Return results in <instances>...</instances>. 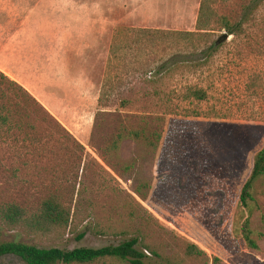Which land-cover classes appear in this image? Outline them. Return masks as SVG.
<instances>
[{
  "label": "rangeland",
  "instance_id": "1",
  "mask_svg": "<svg viewBox=\"0 0 264 264\" xmlns=\"http://www.w3.org/2000/svg\"><path fill=\"white\" fill-rule=\"evenodd\" d=\"M200 3L0 0V71L46 111L34 109L45 123L32 143L25 125L0 127V204L34 212L56 195L69 210L62 228L0 220V242L73 249L135 238L146 264H264V176L239 207L264 146V0H209L202 27ZM194 87L206 97H186ZM140 117L161 133L156 149L125 137L117 156L107 152L120 125ZM245 219L256 249L239 232ZM189 243L204 254L188 255ZM0 264L25 263L6 255Z\"/></svg>",
  "mask_w": 264,
  "mask_h": 264
},
{
  "label": "trees",
  "instance_id": "2",
  "mask_svg": "<svg viewBox=\"0 0 264 264\" xmlns=\"http://www.w3.org/2000/svg\"><path fill=\"white\" fill-rule=\"evenodd\" d=\"M209 0H201L200 3V17L197 20L199 27L201 22L207 23L205 18V11L209 10L207 2ZM228 34L235 33V26L232 24L224 23ZM200 31L203 29H199ZM175 34L191 35L194 32L189 31H174ZM216 43L210 46V50L214 51L219 48ZM203 63L201 61L194 62L190 68H197ZM171 70V67L167 70ZM2 85L11 86L6 88ZM24 97H21L19 95ZM8 94H13L15 102L11 105L5 102L4 99ZM193 96L197 100H202L206 97V92L200 87H194L187 94L186 97ZM24 98V99H23ZM21 103L26 108L30 109V121L23 123L17 119V109ZM34 109H40L46 112L42 105L21 85L9 79L0 71V127H5L6 131L23 130V125L28 128V132H24L27 139L32 142L35 138L31 136V132H35L39 125L45 123L42 120H35L38 115ZM29 115V114H28ZM140 123L137 127H127L122 124L119 130L113 136L110 144L105 147L107 152H114L117 156L120 142L125 138H131L134 141L142 142L152 150L156 149L157 143L160 140V132L151 130L145 120L140 117ZM23 124V125H22ZM264 176V146L255 154L251 173L243 183L239 193V207L241 209L249 208L250 202L253 201V185L257 178ZM135 192L141 195L139 189ZM0 220L9 225L24 224L32 230H48L50 228L66 227L69 222V210L65 207L62 201L56 195H49L44 198L36 211L31 212L26 208L15 202H5L0 204ZM239 232L248 246L253 249L257 248L255 240L251 237V229L249 220L245 219L239 225ZM83 235H79L80 239ZM137 239L132 238L121 242L117 245H106L98 248L93 247H76L73 249H62L58 247H38L34 244L10 240L0 242V258L6 255H12L19 258L25 264H88L100 261L106 258H114L120 261H125L127 264H146L144 261V253L136 248ZM188 255L204 254V252L193 243H189L186 248ZM219 259L214 257L213 264H218Z\"/></svg>",
  "mask_w": 264,
  "mask_h": 264
},
{
  "label": "water",
  "instance_id": "3",
  "mask_svg": "<svg viewBox=\"0 0 264 264\" xmlns=\"http://www.w3.org/2000/svg\"><path fill=\"white\" fill-rule=\"evenodd\" d=\"M228 37V34H223L219 39L216 41V43L221 42L222 40H225Z\"/></svg>",
  "mask_w": 264,
  "mask_h": 264
}]
</instances>
